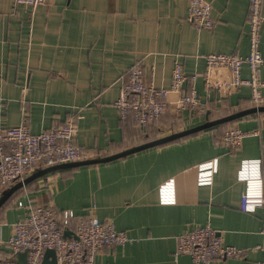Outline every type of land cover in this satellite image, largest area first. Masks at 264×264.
Masks as SVG:
<instances>
[{
	"label": "crops",
	"instance_id": "obj_1",
	"mask_svg": "<svg viewBox=\"0 0 264 264\" xmlns=\"http://www.w3.org/2000/svg\"><path fill=\"white\" fill-rule=\"evenodd\" d=\"M189 1L47 0L32 7L0 0V127L16 126L26 116L38 133L73 118L76 143L99 157L253 106L249 86L221 95L208 90L203 78L206 54H248L249 0H209L216 19L212 29L187 21ZM262 10L264 15V1ZM261 50L264 56V22ZM177 59L188 75L198 74L183 89L194 86L206 112L200 116L172 107L145 129L136 127L133 117L123 123L114 105L122 75L141 64L148 81L169 87ZM250 73L245 65L243 76ZM215 76L231 74L218 67ZM229 126L250 132L238 148L221 143ZM214 158L213 182L198 184L197 165ZM252 158L262 159L264 171V112L107 162L46 173L0 206V258L10 257L13 224L29 210L20 201L112 219L117 229L126 230L133 240L105 247L97 264H196L189 255L176 254L177 239L207 223L226 243L257 245L263 240L264 207L241 210L245 184L237 179L240 162ZM172 178L176 201L161 203L159 187ZM19 181L0 187V196ZM76 224L73 219L69 225L72 234ZM261 257L255 251L210 264H256Z\"/></svg>",
	"mask_w": 264,
	"mask_h": 264
},
{
	"label": "built area",
	"instance_id": "obj_2",
	"mask_svg": "<svg viewBox=\"0 0 264 264\" xmlns=\"http://www.w3.org/2000/svg\"><path fill=\"white\" fill-rule=\"evenodd\" d=\"M47 0H16L17 3L37 7ZM264 0H249L247 55L212 52L206 54L203 73L208 90L226 94L241 86L251 89L253 106L264 104V56L261 50V30L264 22ZM187 21L201 29H212L216 19L213 4L209 0H190ZM247 65L249 77L242 74ZM218 67L227 68L230 78L216 77ZM198 74L188 75L181 59L174 62L169 87H158L145 78L143 66L136 64L126 71L120 81V92L114 105L123 123L133 117L134 124L145 129L159 122L173 107L177 112L190 110L194 115H203L206 107L199 91L192 86L184 90V84L195 80ZM176 98L172 99V95ZM78 126L73 118L63 124L32 132L27 117L11 127H0V187L22 180L40 167L91 158L89 149L75 141ZM255 133V132H254ZM250 132L237 126H229L223 133L221 143L227 148H238ZM218 171V159L197 165L198 184H210ZM237 179L245 184L240 208L254 212L264 207V171L262 159H243L237 171ZM161 203H174L176 189L174 178L159 187ZM27 214L13 224L8 240L10 257L0 258V264H42L46 250H55L58 264H97V254L105 247L125 246L133 240L126 230L116 228L112 219L101 220L97 215L81 216L72 209L59 210L46 205H25ZM77 220L71 236L65 235L71 221ZM263 240L251 247L226 243L210 223L196 226L178 236L176 254L189 255L196 264H210L217 259H244L251 252H261L256 264H264ZM25 254V261L18 257Z\"/></svg>",
	"mask_w": 264,
	"mask_h": 264
},
{
	"label": "water",
	"instance_id": "obj_3",
	"mask_svg": "<svg viewBox=\"0 0 264 264\" xmlns=\"http://www.w3.org/2000/svg\"><path fill=\"white\" fill-rule=\"evenodd\" d=\"M258 112H264V104L259 105V106H251L249 108L238 110V111L227 114V115L222 116V117L217 118V119H209V117H207L206 121H204L201 124L195 125V126L190 127V128L183 129L181 131L174 132L170 135L160 137V138L145 142V143L140 144V145L133 146L131 148H128V149L121 151L119 153H116V154H112V155H108V156L91 157V158H87V159L79 160V161L59 163V164L47 166L46 168H38L33 173H31L30 175H28L24 179L20 180L18 183L14 184L10 188L6 189L3 192V194L0 196V206L11 196V194L16 189H18L19 187H22L24 184H27V183L33 181L34 179H36V178H38V177H40L46 173L56 171L59 169H63V168H68V167H75V166H81V165L107 162V161L113 160L115 158L122 157V156L128 155V154L133 153V152H137L139 150H142V149H145L148 147H152V146L164 144L167 142L175 141L177 139L184 138L186 136L198 133L200 131L210 129V128L215 127L217 125L227 123V122H231V121L240 119L244 116H247V115H250L253 113H258ZM65 235L71 236L72 233H71V231L66 229ZM25 258H26L25 254H21L18 257V259L21 261H25ZM42 264H58L57 258H56V253H55L54 249L49 248L46 250Z\"/></svg>",
	"mask_w": 264,
	"mask_h": 264
},
{
	"label": "trees",
	"instance_id": "obj_4",
	"mask_svg": "<svg viewBox=\"0 0 264 264\" xmlns=\"http://www.w3.org/2000/svg\"><path fill=\"white\" fill-rule=\"evenodd\" d=\"M238 120V119H237ZM235 121V120H234ZM231 122H233V121H231ZM223 124H225V123H223ZM223 124H220V125H223ZM220 125H217V126H220ZM217 126H215V127H217ZM215 127H213V128H215ZM190 136V135H189ZM187 137V136H186Z\"/></svg>",
	"mask_w": 264,
	"mask_h": 264
}]
</instances>
